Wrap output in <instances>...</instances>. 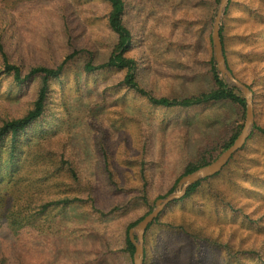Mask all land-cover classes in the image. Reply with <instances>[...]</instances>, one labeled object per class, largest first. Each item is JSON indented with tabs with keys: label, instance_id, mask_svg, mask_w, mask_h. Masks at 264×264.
I'll use <instances>...</instances> for the list:
<instances>
[{
	"label": "rangeland",
	"instance_id": "obj_1",
	"mask_svg": "<svg viewBox=\"0 0 264 264\" xmlns=\"http://www.w3.org/2000/svg\"><path fill=\"white\" fill-rule=\"evenodd\" d=\"M125 2L127 56L142 88L179 100L214 88L221 0ZM108 12L103 0H0V127L32 109L42 82L33 68L64 64L49 80L43 115L0 148V178L14 169L9 185L22 190L19 229L5 233L21 243L17 264H134L130 229L246 122V106L234 102L158 106L128 87L123 71L87 72L115 50ZM221 29L229 69L254 92L253 131L219 174L148 229L146 264H264V0H230Z\"/></svg>",
	"mask_w": 264,
	"mask_h": 264
},
{
	"label": "trees",
	"instance_id": "obj_2",
	"mask_svg": "<svg viewBox=\"0 0 264 264\" xmlns=\"http://www.w3.org/2000/svg\"><path fill=\"white\" fill-rule=\"evenodd\" d=\"M103 1L106 2L109 6L107 22L110 29L116 34L118 41L115 50L110 55L108 61L99 67L94 66L91 62H88L85 66L87 72H93L98 68H103V69L115 68L119 71H123L125 73L124 83L128 87L134 89L135 91L141 93L142 95L147 96L152 104L158 106L191 107L208 102L230 101L245 108L246 106L245 98L239 93H237L234 88H230L228 84L225 83L223 79H221L213 62H212L211 73L214 82V88L208 92H203L197 97H188L181 100L167 98V97L158 98L147 92L144 88H142L139 85L137 81V73L139 69L137 61L134 58L127 56L128 52L133 47L134 39L131 30L125 24L124 18L126 14V2L125 0H103ZM221 39L223 43L224 52L226 54V43L222 35V29H221ZM4 59L6 61L7 71L9 73H12L14 79L17 82H21L22 81L21 69L16 65L9 64L6 57ZM63 68H64V64L55 68L39 66L31 70L30 76L39 75L42 77L41 88L39 90L37 99L35 100L32 109L26 115L17 119L10 120L0 127V148L2 147L3 143L7 141L9 137L11 138V140L16 139L17 136L26 127L30 126L32 123L37 121L43 115L47 100L49 80L51 78L58 77L62 72ZM260 131L264 134L263 128H260ZM233 141L226 147V149L233 144ZM198 168L200 167H194L188 169L182 176L191 173ZM13 170L11 169L7 170L4 176L0 178V226L2 225L0 228V264H17V261L20 260L19 248L21 243L15 237H11L9 240H7V235L5 234L7 233L8 229H10L12 232L18 231L19 229L17 224L19 220L18 209L21 201L20 199H21L22 190L18 186V183L17 185L16 184L14 185L16 186L17 189L9 185V182L11 180H15L14 176L16 171ZM199 185L200 182L193 185L188 190L185 197L192 194L198 188ZM8 194L11 197H7ZM3 208L5 210H3ZM8 220L9 222H6ZM152 225L153 224H151V226ZM9 246H11L12 249L14 250V255L16 257L14 259L10 256ZM127 249L130 253L134 254L135 248L131 243L130 238L127 239ZM145 259H146V248H145L144 264H146Z\"/></svg>",
	"mask_w": 264,
	"mask_h": 264
},
{
	"label": "water",
	"instance_id": "obj_3",
	"mask_svg": "<svg viewBox=\"0 0 264 264\" xmlns=\"http://www.w3.org/2000/svg\"><path fill=\"white\" fill-rule=\"evenodd\" d=\"M229 2L230 0H221L214 18L212 33L214 59L221 79H223L230 88L240 90L243 93L246 100V122L242 131L229 148L224 150L217 159L209 164L182 176L174 191L158 199L154 209L130 229L129 238L135 248L133 256L134 264H144L145 235L151 224H153L172 203L184 198L193 185L219 174L231 159L245 147L251 137L255 123L254 92L248 85L238 80L229 69L221 39V21Z\"/></svg>",
	"mask_w": 264,
	"mask_h": 264
}]
</instances>
